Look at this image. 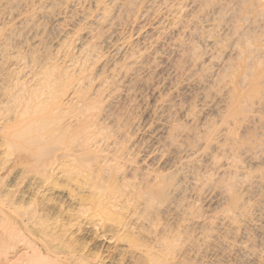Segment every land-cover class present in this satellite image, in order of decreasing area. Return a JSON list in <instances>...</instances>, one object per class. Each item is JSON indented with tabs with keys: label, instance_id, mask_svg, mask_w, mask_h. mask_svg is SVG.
Instances as JSON below:
<instances>
[{
	"label": "bare ground",
	"instance_id": "bare-ground-1",
	"mask_svg": "<svg viewBox=\"0 0 264 264\" xmlns=\"http://www.w3.org/2000/svg\"><path fill=\"white\" fill-rule=\"evenodd\" d=\"M141 43L151 50L137 60L129 52ZM84 84L97 86L79 94ZM170 85L173 93L162 96ZM149 95L157 98L143 104ZM130 98L144 107L132 122L133 107L116 116ZM73 128L82 139L70 137ZM130 128L142 139L138 163L128 148L134 140L120 143ZM49 151L50 166L74 167L77 190L90 187L87 211L104 208L94 200L105 172L119 183L143 166L165 167L144 172L151 191L132 194L136 214L148 211L144 226L164 221L160 235L115 247L118 264H264V0H0V247L34 222L23 205L46 211L50 195L67 207L83 204L49 186L52 168L41 171ZM107 185L104 197L118 200ZM128 196L121 198L135 203ZM130 220L129 228L139 223ZM106 232L114 240L115 230ZM57 255L46 264H68Z\"/></svg>",
	"mask_w": 264,
	"mask_h": 264
},
{
	"label": "rangeland",
	"instance_id": "rangeland-1",
	"mask_svg": "<svg viewBox=\"0 0 264 264\" xmlns=\"http://www.w3.org/2000/svg\"><path fill=\"white\" fill-rule=\"evenodd\" d=\"M171 30H172V28L169 31L172 32L173 30L172 31ZM174 35H177V33L175 32ZM175 37H177V36H175ZM144 45L142 43L137 45L135 48L131 49L129 54L132 55V54H135L137 52L136 53V57H135V55L134 56L132 55L133 58L138 60V58L140 57L142 59L144 56H146L150 52L149 50H151V47H149L150 45L149 46H148V44H144ZM147 46L149 47V49H148ZM144 47H145V49H144ZM76 56H78V55H76ZM141 56H143V57H141ZM176 59L177 60L174 63H177V64L180 63V61L182 60L181 58H176ZM97 66L99 67V65L94 64L92 69L94 71H96V69L98 68ZM69 71H70L69 72L70 76L77 77L79 75L81 69L77 68L75 71H72V70H69ZM178 75L174 73L170 77V80H171V78L173 79V80H171V82L173 81L172 86L175 85L177 83V81L180 80V75H179V77H177ZM175 79H177V80H175ZM87 85H89V84H84L81 87L82 89L80 88V90H79L80 93L79 94H81L82 92H85V94L88 95L89 94V90L94 89V87L97 86V85L96 86H92V85L90 86L89 85L90 86V88H89ZM172 86L170 85L167 88V91H166V88H165V90L163 89L166 93L162 90V92H161L162 94L161 95L162 96H167V95H170L171 92L173 93L174 90H172L170 88ZM163 92H164V94H163ZM68 95L64 98L66 102L69 101ZM155 96H154V99H153L152 96L149 95V99L147 98L148 101L147 102H143V104L144 103L146 104L148 102L150 104H153V102H154L153 100H155L157 98V96L156 97ZM150 98L152 99V101H151ZM132 99L133 98L126 99V100H123V101L120 102V104L117 106V109H116V111L119 110V111H117L119 113H116V116H121L123 114L122 112H125L127 107L129 109H130V107H133V108L130 109V112L133 110V112L130 114L131 115L130 120H129L130 122H132V120L134 118H138L140 116L139 115L140 114L139 113L140 109L142 110L144 108V107H142L143 105L140 104V103H142V101H139L140 103L137 102V101H134L132 103ZM79 105L80 104L75 105V110H74L75 112H73V113L77 114V113L80 112V110H82L81 109L82 108L81 105L80 106ZM138 105L139 106L141 105V106L139 107ZM137 106H138V108H137ZM78 108H80V109H78ZM134 113H135V115H133ZM61 114L64 115L65 112H61ZM81 116L82 115L79 114V117H81ZM172 119L177 121V123H178V121H181L179 123H185V125L190 123L189 122L190 120H187L189 122L188 123V122H186V120H183L184 118H181V117H175V118L173 117ZM65 123L66 122H64V124ZM132 129L133 128L127 129V130H129V132H131V134H127V133H129L127 131L126 136L128 135V137H127L128 139L125 138L126 136L125 137L123 136L124 137L123 139L126 140V141L124 142V140L122 139L123 142L120 140V143H122L121 144L122 147H123V145L127 147V145H128L127 142H129V140H134V142L132 141V143H129L130 146L128 145V148L130 147V149L131 148L134 149L133 151H131L132 149L130 150V159H131V161L132 160H133L132 162H136L137 161V163H138L140 161V157L136 156L137 155V151L136 150H138L137 146H139L141 144V140L142 139L140 138L141 137V135L139 134L140 132L138 131L139 132L138 133L137 131H135V133L137 134L135 136L134 135V131ZM111 130L112 129H110V131ZM111 132L113 133V131H111ZM78 134H80V131L78 130V128L77 129L73 128V131H72L70 137L71 138L72 137L76 138L75 137V135H76V136H79L82 139L83 136L81 134H80L81 136L78 135ZM138 135H139V137H138ZM74 138H72V139H74ZM74 140H76V139H74ZM131 144L132 145L134 144V145L131 147ZM92 145H93L94 148H96V146H99L98 142H96V141L92 142ZM109 145H111V144H109V143L103 144L104 147H107ZM121 146L119 145L117 147H119L121 149L122 148ZM51 147H48V148L53 150V147L52 148ZM133 147H135L136 149L133 148ZM116 148L115 147H111L109 149L112 150L113 152L119 151L118 150L119 148H117V149ZM109 149L107 148V150H109ZM54 150H55V148H54ZM44 152H46V151H44ZM49 152L46 155L47 156L49 155L52 159L49 157V159H50L49 160L47 156H44L43 160L45 161V164L44 165L42 164L43 166L41 165V167L44 168L41 171H45V168H46L47 164H49V170L52 168V170H50L51 178L49 179V182H50L49 186L55 188L56 191L64 192V193H66L68 195L70 194L69 196H73L74 194L78 195V197L80 196V200L82 198V200L80 202H82L83 204L79 203V205H77V206L67 207L66 205L62 204L60 202V200H57V199H55L54 197H52L50 195V196H47V200L45 201V203L48 201L47 202L48 206L46 207V209H47L46 211L42 212L40 210V207H38L36 205V203H34V202L31 204V207L34 210L32 208L29 209L30 208L29 203H28L29 207H28L27 204L23 205L24 208L21 210L22 213H25L26 211H29V212H26V213L34 214V222L31 223V225H30L29 222L26 223L28 225L26 227H25L26 224H24L21 227V228H23L21 230V233H19L17 236H15L14 237L15 239H12V238L8 239L7 240L8 242L5 240V242H3L1 244V247H0L1 248L0 249L1 253L0 254H2L3 256L0 255V264H30V262H32V261H33L32 262L33 264H35V263L36 264H46V262L48 263V261H46V260H49V259L53 260L54 259L53 257H55L57 254H58L57 255L58 257L60 256L61 262L66 261V262H68V264H69V262H70V264H80L81 259H82V261L84 260V262L81 261V264H87V263L88 264L89 263L90 264H118L117 258H115L112 255L113 252H114L115 247H117V248H127L128 246H132L134 244H141V243L142 244H146L147 242L149 243L151 241H155V239H157L159 237V235H160L159 230H160V227L163 225L164 221H162V219L158 218V219L153 220L152 221V225H150V226L148 225L149 227H147V224H145V226H144L145 222H143V220L146 217H148V211L143 209V210H140L136 214L134 206H138L139 202H136V198L137 197L132 196V194L134 193L136 195V193H135L136 190H137L138 194H143L146 191H151L152 186H153L152 185V180H151V178L147 179V180H145V179L149 178L148 175L152 174L153 170L155 168H156V170H158V169L159 170H161V169L164 170L165 167H163V166L162 167H157L156 166L155 168L153 167V170H152V168L149 169V168H147V167L145 168V166H143V170L139 171V172H141L143 174H141L139 172L137 173V176L139 175L138 177H141V179L138 178L137 176L133 177L132 175L128 174L127 179L119 180V183H117L119 178L118 179L116 178L117 179L116 180L114 178V174H109V173L105 172L104 174L106 176V178H105L106 181L104 183L106 185H107V182L110 183V184L107 185V189H108V186H109V188L112 187L111 186V182H112V180H114L113 183H112L113 187L111 189H115L116 188V191L112 190L113 193L114 192L117 193V191H118V195H117L118 200H112L113 199L112 198V199H110L108 201V198L106 197V195L104 197V194H105L104 192H106V185L103 184L104 186L102 185V187H103L102 195H99L98 196L99 198L95 197L94 201L99 203V200H101V198H102V201H101L102 203L101 204L99 203V204H100V207L102 205L104 208L101 207V209H98V207H95L94 210H88L87 211L86 207L89 208L90 202L93 201V199H91L90 196H89V195H91V197H92V194H91L92 191L90 189H89V191L87 190L90 187L87 186V188H86V186H85L86 184L84 185L83 184L84 182L82 181V184H83L82 187H85L86 190H84L83 193H81L79 190H77V189H79V186L81 187V183H80V179H78V177H77L78 175L75 176L76 173H74L72 171V167L73 166L70 167V168H71L72 174L73 173L75 174L74 176L71 174V171L68 169V167L66 165L68 163V160H62V161L57 162V163L53 164L52 166H50L51 165L50 163L53 162L54 160H53V156H51L52 152H50V153ZM45 157H47L46 159H48L47 160L48 162H46ZM93 164L91 166H92V168L94 167V170H95L96 166H94ZM66 169H67V171H66ZM148 170H149V172H148ZM144 172L149 173V174H146V173L144 174ZM52 173H53V175H52ZM6 176H7V173L3 174L2 178L6 177ZM76 177H77V179H76ZM136 177L138 178V180H137ZM144 177H146V178H144ZM109 179L110 180L112 179V180L110 181ZM104 189H105V191H104ZM120 191L124 194V196L120 193ZM108 192H111L110 189L106 193H108ZM128 195L132 196V199L133 198L135 199V203H133V202L129 203V204L125 203V200H126ZM121 197H124L125 200H124V198L122 199ZM49 200H51V201L49 202ZM105 200H106V203H105ZM116 201H119L120 203H118ZM114 202H115V204H114ZM122 204L125 206L126 210H123L124 207H123ZM26 205H27V207H26ZM82 205H83V208H82ZM110 205H112V206L110 207ZM115 205H116V207L118 206L119 208H115ZM79 206H80V208H79ZM83 209H84V211H83ZM96 209H98V210H96ZM203 209H205V207H203ZM31 210H33L32 213H31ZM36 212H38V213L36 214ZM103 213L104 214L108 213L111 216L109 215V217H108V214L104 215ZM91 215L95 216V217L92 218ZM116 216H117V218H116ZM136 218L139 220V223H137L136 226L134 225L133 227L131 226L130 228L126 226L131 221L130 219H136ZM167 219L169 220V218H167ZM141 223H143V224H141ZM175 223H177V221H175ZM25 228L28 229V230L26 231ZM108 229L115 230L116 235H114V236H116V237H114V240H110L109 239V235L106 232ZM156 231H158V233L154 234ZM0 232H1V228H0ZM31 233H32V235H34L33 237H32V235H30ZM152 233H153V236H151ZM156 235H158V236H156ZM24 236H25V238H24ZM35 236H36V238L38 240L35 238ZM150 237L151 238L154 237V239H151ZM167 237L171 238V235L168 234ZM40 240L43 241V244L47 243V245H46L47 248L45 247V245H43L41 243ZM28 242L30 244H28ZM30 246H31V249H30ZM3 247H5V248H3ZM10 247H11V249H10ZM48 247H49V249H48ZM55 247H57L58 249L55 248ZM59 247H61V248H59ZM7 249H9V250L7 251ZM46 249H47L48 252L46 251ZM59 249H60V251H59ZM55 250L57 252L56 255L54 253ZM69 252H70V254H69ZM59 253H60V255H59ZM76 254H77V256H75ZM70 255H73V257H70ZM41 256L44 259L41 258ZM35 257L38 260L35 259V261L36 260L37 261L34 263L33 258H35ZM66 257L68 258V260L71 259L72 261H70V260L67 261ZM29 258H30V261H29ZM64 259H66V260H64ZM44 260H45V262H44ZM86 261H87V263H85ZM37 262H40V263H37Z\"/></svg>",
	"mask_w": 264,
	"mask_h": 264
}]
</instances>
